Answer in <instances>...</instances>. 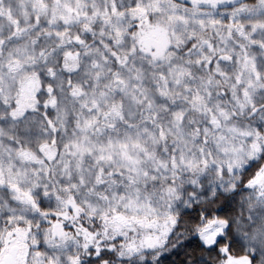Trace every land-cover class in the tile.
<instances>
[{
    "label": "snow or ice",
    "instance_id": "1",
    "mask_svg": "<svg viewBox=\"0 0 264 264\" xmlns=\"http://www.w3.org/2000/svg\"><path fill=\"white\" fill-rule=\"evenodd\" d=\"M0 264H264V0H0Z\"/></svg>",
    "mask_w": 264,
    "mask_h": 264
}]
</instances>
